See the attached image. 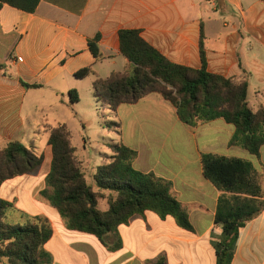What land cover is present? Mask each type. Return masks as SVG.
Segmentation results:
<instances>
[{"label": "crops", "instance_id": "crops-1", "mask_svg": "<svg viewBox=\"0 0 264 264\" xmlns=\"http://www.w3.org/2000/svg\"><path fill=\"white\" fill-rule=\"evenodd\" d=\"M122 30L137 31L167 61L192 69L200 68L202 34L206 70L246 79L249 108L264 106V0H39L33 13L3 4L0 148L10 141L34 146L36 135L47 137L46 126L68 128L65 111L54 117L52 110L73 109L74 117L80 118L79 103L87 92L92 96V81L128 68L119 50ZM96 36L98 58L87 47ZM83 68L92 73L74 77ZM72 89L78 94L75 104L68 100ZM111 116L121 125L118 142L136 151L134 169L171 183L193 230L145 211L104 237L108 245L120 240L113 251L93 235L67 230L57 212L36 199L49 171L37 172L45 160L50 163L46 138L39 153L41 165L0 185V198L18 212L47 219L52 235L43 245L45 264H148L160 255L166 264H215L209 232L222 191L203 177L200 156L213 153L250 161L264 195V146L258 157L228 146L232 125L215 119L187 126L157 94L122 104ZM23 181L28 182L21 186ZM230 264H264V206L242 229Z\"/></svg>", "mask_w": 264, "mask_h": 264}, {"label": "trees", "instance_id": "trees-1", "mask_svg": "<svg viewBox=\"0 0 264 264\" xmlns=\"http://www.w3.org/2000/svg\"><path fill=\"white\" fill-rule=\"evenodd\" d=\"M38 2L0 0V7L6 4L33 13ZM202 38L200 34V68L192 69L167 61L137 31H119V50L128 61V68L95 78L91 97L114 115L122 104H134L146 95L157 94L175 108L179 121L187 126L215 119L232 125L234 132L228 146L258 157L264 146V106L249 108L246 79L223 77L206 70ZM97 39L96 36L88 41L87 46L95 58L99 57ZM91 73L90 68H83L74 77L83 79ZM68 100L70 104L78 101L75 90L68 91ZM102 122L108 132L121 134L118 121ZM45 132L50 163L38 196L57 212L67 230L93 235L110 251L120 247V240L108 245L104 237L145 211L162 220L171 217L178 227L193 230L186 209L172 194L171 183L134 169L135 150L120 142L108 143L109 154L95 167L90 185L82 162L75 155L67 126H46ZM42 161L43 155L36 153L33 145L26 148L19 141L7 142L0 148V185L32 173ZM200 163L203 177L222 191L209 232L215 264H230L242 229L264 206V195L250 161L202 153ZM101 201L106 206L103 210L99 208ZM11 213H17L18 219L10 224L7 217ZM51 235L46 218L20 213L11 202L0 198V264H45L48 256L43 245ZM148 264H166L165 257L160 255Z\"/></svg>", "mask_w": 264, "mask_h": 264}, {"label": "rangeland", "instance_id": "rangeland-1", "mask_svg": "<svg viewBox=\"0 0 264 264\" xmlns=\"http://www.w3.org/2000/svg\"><path fill=\"white\" fill-rule=\"evenodd\" d=\"M120 67L118 70H122ZM87 92L84 97H82L79 103V109L81 111L80 118L74 117L73 109H61L52 110L50 115L58 117L62 115V111H65L66 117L68 119V130L71 134V144L75 148V155L82 162L83 172H85L87 183L93 185L91 176L96 166L100 165L103 160V156L108 154L106 149V144L117 143V136H113V132H107L103 126L102 121H115L110 115V111L103 107L101 108L99 104H93L92 97H90ZM94 105V106H93ZM37 115H41L38 112ZM102 115L104 118L101 119ZM65 117V118H66ZM36 118V115H35ZM46 134L40 133L34 138V150L36 153H42L46 144ZM82 139L84 140V146L82 144ZM24 146L29 148L27 141L24 142ZM264 154V151L263 153ZM263 156V155H262ZM49 169L48 160H45L43 164L38 168L37 172H47ZM42 170V171H41ZM36 172V171H35ZM34 174V173H33ZM42 174V173H41ZM28 181H23L21 186H24ZM42 185V183H39ZM40 202H44L49 208L48 203L44 201L41 197L36 196ZM99 208L101 210L105 209V203L100 202ZM51 210H53L51 208ZM18 219V214H9L7 217L8 223H14Z\"/></svg>", "mask_w": 264, "mask_h": 264}]
</instances>
